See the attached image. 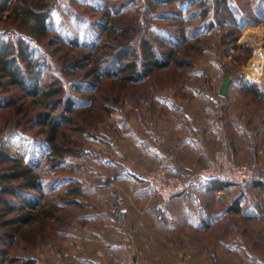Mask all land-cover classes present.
<instances>
[{
  "label": "rangeland",
  "instance_id": "obj_1",
  "mask_svg": "<svg viewBox=\"0 0 264 264\" xmlns=\"http://www.w3.org/2000/svg\"><path fill=\"white\" fill-rule=\"evenodd\" d=\"M46 1L47 4L52 5L51 23H49L48 32L58 37L52 40L41 39L38 44H35L34 40H30V43L37 49L34 54L46 51L54 61L64 63L66 62L65 59L68 60L75 55L84 56L87 54V51H84L83 48L70 47L68 36L72 37L76 34L83 41V37L88 33L89 20L97 19L115 0ZM180 1L154 0L155 3L151 2L154 5V10L158 13L172 15L170 12L178 10L180 15L179 19L171 16H155L152 19L153 27L163 34L169 32V29L175 31L178 26H183L187 35H189L187 41L195 42L194 31L191 26L194 22H190L194 20L188 19V12L184 10L185 5L184 7L181 6V9L179 8ZM255 2L251 0L231 1L233 5L232 15H237L234 20L235 24L233 23V30L235 34L237 33V37L231 39L229 44H223L222 37L223 30L231 28L230 25L215 26L210 31L208 30L209 32H205V29L202 28V32L199 34L202 38H199L198 42L196 41V47H201V50L193 49L187 54V57H191L192 62L190 65L174 66L172 64L170 67L160 68L154 75L145 79L141 85H131L134 89L128 90L129 93L123 92L125 94L122 97L121 104L117 105L116 110L107 116L103 122L99 123L100 128L96 132L98 137L95 138L89 134L84 135L86 139L85 153L78 157L66 158L57 167L50 168L51 162L45 156L47 151L46 149L41 150L40 155L43 161L40 162L37 169L44 183L43 201L50 204L54 202L57 205L59 203L57 199H62V197L65 200L71 199L73 197L72 193L68 191L72 184L68 183L80 182L84 189V192L81 191L80 193L83 192L84 196L101 195L106 200H110L111 197L114 200L116 199L114 203L111 202L114 207L112 213L111 211L109 213L118 220L120 226H117V229H121L119 232H122L127 227L130 218L136 219L138 222L142 219V211L148 209V200L153 202L161 200L146 184L144 175L147 170L163 168L179 174L189 183L187 189L181 194L198 193L202 183L198 176L201 166L197 170H181L176 166L171 167L169 164L155 163V165L148 160L149 153H146V148L141 142L144 128L157 124V116H160L161 119L165 118L172 124V122L179 123L183 121L186 115L191 117L193 114L213 113L218 109V107L214 108L213 104H219L223 97L231 99L232 115L240 112L241 117H247L244 119L245 122L247 120V125L250 123L248 117H251L252 120L259 119L261 121L260 117L264 116V105L258 104L254 100H248L249 96L240 91L237 81H231L229 85L231 90L225 95L219 94L225 75L236 79L259 81L264 85V73L262 75H252V68H250V61L254 57L257 47L264 54V8L260 12L256 9ZM14 3L15 0H12L10 3L3 4V0H0V28L6 25L4 24L6 15L11 11ZM194 4L193 7L197 5ZM134 5V2L128 1V12L123 13L122 19L118 20V26L133 21L132 19L135 17ZM150 7L152 6L150 5ZM175 23L177 24L176 27ZM246 32L251 34V39H242ZM16 34L21 35L20 30L17 29ZM116 34L117 32L114 30L112 33L104 35V42L96 43V47L103 45L96 53L99 54V52L101 53L102 50L108 48L114 42ZM50 41H52L51 44ZM180 54H182V51L178 56ZM82 61L87 62V59L83 58ZM228 72L231 74H228ZM69 77L74 76L69 75ZM82 80L88 81V78H82ZM13 88L14 86H11V89ZM71 92L77 96L81 94L74 90H71ZM95 92L100 94L102 91L87 90L83 96L94 95ZM10 93L7 92V94ZM12 93L22 95L18 103L23 100L39 102V98L23 95V92L19 89L13 90ZM209 106L213 110L209 109L210 111H208ZM9 110L4 108L0 111V130L4 131L5 129L4 133H0V141H5L12 148L20 150V155H24L25 160H27L29 150L33 144L42 147L45 145L40 127L35 125V127L31 126L29 128L25 119L19 120L20 122L15 124L17 119ZM254 116L258 118H254ZM152 118L153 120L149 123ZM257 125L251 129L257 130L259 126L264 124L259 122ZM166 130L168 131L167 127ZM14 133H17L21 140V143L17 145L9 140V136ZM167 134L170 133L167 132ZM256 138L254 137L253 140ZM134 140L136 142L133 146ZM24 151H26L25 154H23ZM252 162L259 165L256 163L257 161ZM115 169H121L122 174L117 177L114 176ZM130 173L134 176H130ZM217 193L219 196L228 195L233 198L235 194L241 192H230L225 189ZM81 201L83 204L63 203V205H60L59 212H61L63 218L53 222L50 221L45 230L37 235L38 244L33 248L37 264H108L113 261V258L114 260L126 258L136 264L142 263L144 260L142 256H139L133 250L127 248L117 250H112L109 247L101 248L98 236L95 237V232L98 231L96 230L97 225H92V222L81 225V216L86 211H91L84 207L88 200L83 198ZM193 207H196L195 204ZM200 208L205 211L206 205H202ZM174 209L178 212L186 210L182 204H177ZM237 215L231 214L227 221H223V225L227 227L225 232L221 230L222 227H217L214 233L200 232L192 235L198 237L200 243H206L207 239L208 242L213 241L215 248L218 249L214 254L215 264H220L219 262L223 261V251L219 250L223 238L226 240L225 243L232 246V250H228V253H226L227 255L232 254L230 261H234V263H239L240 257L242 258L246 251L247 253L248 251L251 252L253 255L257 251L264 253V210L257 219L255 217L244 220L242 216ZM234 222L235 225H233ZM245 225L248 226V229H241ZM255 228H260L263 232L257 234L254 231ZM232 229L233 232H231ZM107 235L109 238L110 234L107 233ZM187 235L186 233L181 234L183 237L181 239H186ZM132 237L134 238V235ZM142 249L145 250V248ZM142 249H139V253H142ZM218 251H220L219 254ZM233 251H238L237 255L241 254L242 256L237 257Z\"/></svg>",
  "mask_w": 264,
  "mask_h": 264
},
{
  "label": "trees",
  "instance_id": "obj_2",
  "mask_svg": "<svg viewBox=\"0 0 264 264\" xmlns=\"http://www.w3.org/2000/svg\"><path fill=\"white\" fill-rule=\"evenodd\" d=\"M11 1L3 0V4ZM128 1L115 0L97 19L89 20L88 33L83 41L76 34L68 36L70 47L83 48L87 54L75 55L65 59L64 63H57L46 51L34 54L37 49L30 43V40L38 44L44 38L57 39L58 36L48 32L50 3L47 4L46 0H15L6 15V25L0 28V111L10 109L17 119L15 124L25 119L29 128L39 126L45 145L33 144L25 160L20 150L0 141V264H37L33 254V248L38 244L37 235L50 221L63 218L59 212L60 205L82 203L79 198L83 196L84 189L77 181L68 183L72 184L68 191L72 193L71 199H57V205L43 201L44 183L37 169L43 161L41 150L46 149L50 168L57 167L66 158L85 153L84 135L98 137L99 123L121 104L123 92L134 89L131 85H141L160 68L191 64V57L187 54L193 49L201 50V47H196V41L202 38L199 36L202 28L206 32L215 26L228 24L231 28L223 30L222 43L229 44L237 37L233 30L237 16L232 15L231 1L234 0L180 1L179 8L185 5L188 19L194 20L190 22H194L191 26L195 42L187 41L189 35L183 26L163 34L154 29L152 19L155 16L175 19L180 16L178 10L170 12L172 15L158 13L152 5L154 0H130L135 3V17L132 22L118 26V20L128 12ZM251 1H256V9L262 12L264 0ZM194 3L197 5L193 7ZM17 29L21 35L16 34ZM26 29L28 31L25 32ZM114 30L117 32L114 42L101 53H96L103 46L96 47V43L104 42V35ZM83 58L87 62H83ZM86 77L88 81L82 80ZM231 81L238 82L240 91L249 96L248 100L264 105V85L261 82L234 77ZM18 89L23 95L39 98V102L23 100L18 103L22 95L12 93ZM71 90L81 94L74 95ZM87 90L102 92L85 97ZM2 131L0 133L5 129ZM201 185L204 192L215 195L224 190L226 184L213 178ZM253 188H257V209L260 210L257 212L261 216L264 210V185L261 182H251L239 196L246 195ZM238 199L227 209L231 214L240 213Z\"/></svg>",
  "mask_w": 264,
  "mask_h": 264
},
{
  "label": "crops",
  "instance_id": "obj_3",
  "mask_svg": "<svg viewBox=\"0 0 264 264\" xmlns=\"http://www.w3.org/2000/svg\"><path fill=\"white\" fill-rule=\"evenodd\" d=\"M213 106L218 107L217 111L193 114L191 117L186 115L184 116L186 120L183 119L179 123L171 124L165 118L157 116V124L145 127L141 139L146 153H149L148 160L154 164L176 166L181 170H197L216 148H224L238 163L257 161L259 166L264 167V125L259 126L257 130L251 129L259 122L264 124V116L260 117L261 121L248 117L251 121L247 125V120L244 121L246 116L241 117L240 112H234L232 115L231 99L223 97L219 104L214 103ZM209 109L213 110L210 106L208 111ZM152 120L153 118L149 123ZM254 137H257L256 142L253 140ZM134 142L136 141H133V146ZM120 174L121 169L114 170V176ZM199 192L176 195L166 202L148 200V209L142 211V219L138 222L130 218L122 232H119L121 229H117V226H120L118 220L109 213L110 211L112 213L116 199L111 197L110 200H106L101 195L89 197L83 195L81 198L88 200L84 207L91 211H86L81 216V225L89 222H92V225L96 224L98 231L95 232V237L98 236L101 248L133 250L144 259L140 264H215L214 254L217 248L213 241L208 242L207 239L206 243H200L199 238L192 235L200 232L214 233L217 227H222L221 230L225 232L227 227L223 225V221L231 215L227 209L238 198L240 213L237 216H242L244 220L255 217L257 219L260 217L257 212L260 211L257 209L259 197L257 188L251 189L243 196L235 194L233 198L228 195L219 196L218 193L215 195L206 193L201 184ZM177 204H182L186 210L176 211L174 207ZM194 204L196 207H193ZM202 205H206L205 211L201 210ZM244 228L248 229V226L241 227ZM254 231L257 234L263 232L260 228H255ZM107 233L110 234L109 238ZM184 233L189 236L181 239L183 238L181 234ZM225 242L223 238L219 246V250L223 251V261L221 260L220 264H264V253L258 251L255 255L246 251L243 257H240L239 263L230 261L232 254L227 253L228 250H232V246ZM139 249L143 250L142 253H139ZM233 253L237 257L241 255H237L238 251Z\"/></svg>",
  "mask_w": 264,
  "mask_h": 264
},
{
  "label": "built area",
  "instance_id": "obj_4",
  "mask_svg": "<svg viewBox=\"0 0 264 264\" xmlns=\"http://www.w3.org/2000/svg\"><path fill=\"white\" fill-rule=\"evenodd\" d=\"M198 176L202 183L210 179L225 182V189L230 192H243L251 182L258 181L264 185V167L255 163H237L230 153L222 148L215 149L201 165ZM148 188L162 201L183 193L188 182L179 174L163 168L149 169L144 175ZM108 264H136L126 258L110 261Z\"/></svg>",
  "mask_w": 264,
  "mask_h": 264
},
{
  "label": "bare ground",
  "instance_id": "obj_5",
  "mask_svg": "<svg viewBox=\"0 0 264 264\" xmlns=\"http://www.w3.org/2000/svg\"><path fill=\"white\" fill-rule=\"evenodd\" d=\"M251 37H252L251 34H249V32H246V34L243 36L242 39L247 40V39H251ZM263 55L264 54L262 53V50L257 47V50L255 51V54H254V57L250 61V68H252L251 69L252 75H262L264 73L263 72L264 71V66H263L264 56ZM9 140H10V142H12L15 145L21 143V140H20L17 133L10 135Z\"/></svg>",
  "mask_w": 264,
  "mask_h": 264
},
{
  "label": "water",
  "instance_id": "obj_6",
  "mask_svg": "<svg viewBox=\"0 0 264 264\" xmlns=\"http://www.w3.org/2000/svg\"><path fill=\"white\" fill-rule=\"evenodd\" d=\"M231 80H232L231 76H229V75L224 76V79H223L221 86H220V89H219L220 95H225L227 93L228 87L231 83Z\"/></svg>",
  "mask_w": 264,
  "mask_h": 264
}]
</instances>
